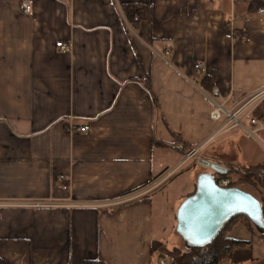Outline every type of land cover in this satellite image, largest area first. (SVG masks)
Returning a JSON list of instances; mask_svg holds the SVG:
<instances>
[{
    "label": "crops",
    "instance_id": "obj_1",
    "mask_svg": "<svg viewBox=\"0 0 264 264\" xmlns=\"http://www.w3.org/2000/svg\"><path fill=\"white\" fill-rule=\"evenodd\" d=\"M249 3L0 0V258L159 264L172 257L155 232L148 186L182 164L168 158L181 145H155L154 135L168 143L179 135L197 159L225 167L264 161L248 163L254 157L237 142L240 129L215 136L212 91L201 83L212 74L228 107L264 90V8L250 11ZM82 126L87 131L76 130Z\"/></svg>",
    "mask_w": 264,
    "mask_h": 264
},
{
    "label": "rangeland",
    "instance_id": "obj_2",
    "mask_svg": "<svg viewBox=\"0 0 264 264\" xmlns=\"http://www.w3.org/2000/svg\"><path fill=\"white\" fill-rule=\"evenodd\" d=\"M226 105V104H225ZM217 133V132H216ZM216 137L219 136V131ZM212 137V136H211ZM215 137V138H216ZM214 136L211 138L213 139ZM237 142L241 144L244 149L245 144H248L249 152L253 160L249 164H256L264 160V137L261 132L252 138H246L245 135H240ZM229 144V143H228ZM229 147V145H227ZM234 149L235 155L243 162V151L238 146L230 144ZM219 150V144L213 150ZM193 151V150H192ZM169 165L182 164L179 167L171 166L170 169L161 172L157 178L155 177L151 184L148 186L154 201V225L157 236L166 238V248L170 253L174 252L176 247H184V242L176 231V211L180 204L185 200L187 195L195 190V183L197 176L205 171L211 170L206 167V163L194 157H184L181 153L176 151H169ZM208 156V155H207ZM191 158V159H190ZM176 164V165H177ZM222 178V177H221ZM238 179L236 174L230 175V180L235 181ZM243 190L250 192L254 196L260 198L264 195V190H259L250 185H243ZM229 236L242 239L251 240L253 243V253L257 260L250 264H262L264 261V236L258 233H253L243 223L238 220L227 233ZM179 258V257H177ZM169 259V257H167ZM172 259V257L170 258Z\"/></svg>",
    "mask_w": 264,
    "mask_h": 264
},
{
    "label": "water",
    "instance_id": "obj_3",
    "mask_svg": "<svg viewBox=\"0 0 264 264\" xmlns=\"http://www.w3.org/2000/svg\"><path fill=\"white\" fill-rule=\"evenodd\" d=\"M205 166L211 172H202L197 176L196 191L177 208L176 231L184 247L189 250L208 245L233 217L241 214L250 218L256 229L264 234L262 202L239 187L219 185L215 175L227 172L225 166L211 161Z\"/></svg>",
    "mask_w": 264,
    "mask_h": 264
},
{
    "label": "trees",
    "instance_id": "obj_4",
    "mask_svg": "<svg viewBox=\"0 0 264 264\" xmlns=\"http://www.w3.org/2000/svg\"><path fill=\"white\" fill-rule=\"evenodd\" d=\"M248 8L250 11L263 9L264 0H250ZM201 83L205 86V88L212 91L214 89V76L212 74L204 75L202 77ZM145 86L147 89H150L149 75H147L145 79ZM253 115L260 120H264V103L257 107ZM153 143L161 147H171V145L180 144L181 154L184 155V157L194 149V146L188 144L186 141H182L179 135L176 136L174 143L165 142L154 135ZM201 161L207 163L209 160L205 157H202ZM226 168H228V171L221 175L222 178L230 180V175L236 174L238 179L235 181L230 180L229 184L223 187H239L243 189V185H250L256 189L258 188L259 190H264V161L256 165H229ZM216 180L220 185L219 179L216 178ZM196 188L197 183H195V190L189 195L193 194L196 191ZM144 196L146 195H143L142 197ZM258 199L262 202L264 208V195ZM175 219L177 223V218L175 217ZM238 220H242L248 229L253 233H258L261 236H264V234L260 233L256 229L250 218L244 214L237 215L226 224L224 229L219 233L215 240H213L208 245L203 247H194L189 250L181 246L174 248L172 255L173 261H175L177 257L181 259L183 264H250L251 262L257 260L253 253V243L251 240H242L227 234L228 230L231 229ZM0 264L8 263L4 259L0 258ZM85 264L91 263L86 262ZM262 264H264V261Z\"/></svg>",
    "mask_w": 264,
    "mask_h": 264
},
{
    "label": "built area",
    "instance_id": "obj_5",
    "mask_svg": "<svg viewBox=\"0 0 264 264\" xmlns=\"http://www.w3.org/2000/svg\"><path fill=\"white\" fill-rule=\"evenodd\" d=\"M32 9V5L29 2L23 3V10L25 13H29ZM141 19L139 15L133 16L131 21L127 20L129 28L133 29V24L138 22ZM57 46L62 48L63 51H69L70 45L64 42H58ZM194 68L197 72H202L204 66L202 62L197 61L194 64ZM220 93L217 88L212 90V101L213 108L210 112V118L213 122L216 123V132L223 133L232 129H240L248 138L256 136V134L263 129L261 120L253 115L254 111L259 105L263 103L264 99V90L253 93L245 97L240 102L234 104L231 107L225 105L224 102L218 101ZM76 130L85 132L87 128L85 126L76 128ZM74 131V130H71ZM215 132V133H216ZM216 133V134H217ZM195 155L194 150L188 153V157ZM221 186H227L230 182L229 179L218 177ZM60 181L63 184L65 189H68L70 184L68 177L65 175L60 176ZM139 194H134L131 198L138 197ZM159 264H183L180 258H177L175 261L173 259L163 258L160 260Z\"/></svg>",
    "mask_w": 264,
    "mask_h": 264
}]
</instances>
